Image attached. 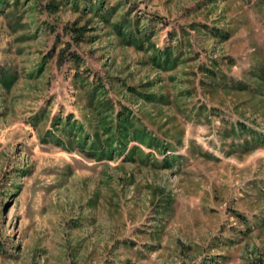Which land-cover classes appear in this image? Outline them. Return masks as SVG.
I'll return each instance as SVG.
<instances>
[{"label":"rangeland","instance_id":"obj_1","mask_svg":"<svg viewBox=\"0 0 264 264\" xmlns=\"http://www.w3.org/2000/svg\"><path fill=\"white\" fill-rule=\"evenodd\" d=\"M0 264H264V0H0Z\"/></svg>","mask_w":264,"mask_h":264},{"label":"trees","instance_id":"obj_2","mask_svg":"<svg viewBox=\"0 0 264 264\" xmlns=\"http://www.w3.org/2000/svg\"><path fill=\"white\" fill-rule=\"evenodd\" d=\"M69 125V123H67Z\"/></svg>","mask_w":264,"mask_h":264}]
</instances>
